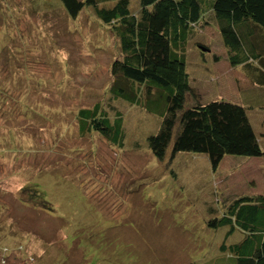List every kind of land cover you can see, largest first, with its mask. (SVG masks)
Returning <instances> with one entry per match:
<instances>
[{
	"label": "rangeland",
	"instance_id": "374dc122",
	"mask_svg": "<svg viewBox=\"0 0 264 264\" xmlns=\"http://www.w3.org/2000/svg\"><path fill=\"white\" fill-rule=\"evenodd\" d=\"M107 28L89 5L72 17L61 0H0V264H247L232 248L244 231L221 220L237 196L264 194V157L225 155L213 171L205 153L173 154L178 120L155 156L167 92L135 88L109 109L122 55ZM187 41L200 101L244 106L264 151V86L214 61L226 49L212 23ZM96 103L119 115V143L79 134L77 111Z\"/></svg>",
	"mask_w": 264,
	"mask_h": 264
},
{
	"label": "trees",
	"instance_id": "16d2710c",
	"mask_svg": "<svg viewBox=\"0 0 264 264\" xmlns=\"http://www.w3.org/2000/svg\"><path fill=\"white\" fill-rule=\"evenodd\" d=\"M61 2L72 17L84 5L92 6L96 17L118 38L122 57L113 62L110 71L111 111L116 109L112 104H119L113 95L135 103V88L149 93L167 92L168 114L159 132L148 137L155 156L165 155L178 120L173 154L205 153L213 171L225 155L264 157L247 109L235 102L200 101L203 88L190 84L186 70L187 40L197 28L212 23L221 35L229 67H240L252 83L264 86V0H137L138 5L132 10L130 0ZM193 47L199 52L211 51V45L202 42ZM220 58L224 57H213L216 63H220ZM198 68L197 71L203 69ZM209 70L212 65L207 67L208 75ZM118 116L113 123L101 104L82 107L77 111L78 132L84 135L85 130L97 131L109 141L119 143ZM225 212L221 223L237 222L232 226H238L245 234L243 240L232 245L237 251L245 247L239 253V262L264 264V194L239 195L227 203Z\"/></svg>",
	"mask_w": 264,
	"mask_h": 264
},
{
	"label": "crops",
	"instance_id": "0c3cea01",
	"mask_svg": "<svg viewBox=\"0 0 264 264\" xmlns=\"http://www.w3.org/2000/svg\"><path fill=\"white\" fill-rule=\"evenodd\" d=\"M222 59H224V61H222V66L225 67V64H226L227 66H229L228 63H227L226 57H225V58H220V60H222ZM224 63H225V64H224ZM218 64H219V63H218ZM230 69H231V68H230Z\"/></svg>",
	"mask_w": 264,
	"mask_h": 264
}]
</instances>
